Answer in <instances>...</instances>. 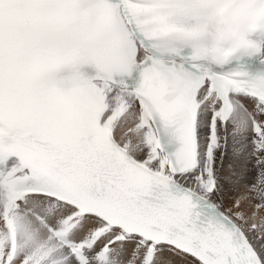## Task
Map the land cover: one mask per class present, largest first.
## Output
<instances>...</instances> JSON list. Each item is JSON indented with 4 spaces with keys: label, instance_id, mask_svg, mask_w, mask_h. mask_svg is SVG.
I'll return each instance as SVG.
<instances>
[{
    "label": "snow or ice",
    "instance_id": "snow-or-ice-1",
    "mask_svg": "<svg viewBox=\"0 0 264 264\" xmlns=\"http://www.w3.org/2000/svg\"><path fill=\"white\" fill-rule=\"evenodd\" d=\"M205 0H0V264H264V32L226 64Z\"/></svg>",
    "mask_w": 264,
    "mask_h": 264
},
{
    "label": "clouds",
    "instance_id": "clouds-1",
    "mask_svg": "<svg viewBox=\"0 0 264 264\" xmlns=\"http://www.w3.org/2000/svg\"><path fill=\"white\" fill-rule=\"evenodd\" d=\"M205 7L202 24L190 33L199 43L197 59L226 64L264 32V0H205Z\"/></svg>",
    "mask_w": 264,
    "mask_h": 264
}]
</instances>
